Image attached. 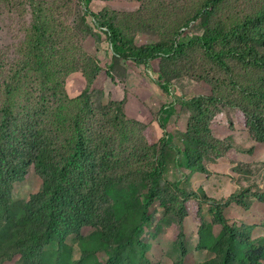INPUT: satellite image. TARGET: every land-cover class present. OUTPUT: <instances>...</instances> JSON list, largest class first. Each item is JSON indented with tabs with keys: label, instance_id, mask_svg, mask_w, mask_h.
<instances>
[{
	"label": "rangeland",
	"instance_id": "rangeland-1",
	"mask_svg": "<svg viewBox=\"0 0 264 264\" xmlns=\"http://www.w3.org/2000/svg\"><path fill=\"white\" fill-rule=\"evenodd\" d=\"M85 2L0 0V99L47 117L38 121L45 127L53 113L74 130L79 123L103 162L97 173L116 179L103 203L114 206L116 238L87 227L63 247L51 236L26 259L14 245L20 209L10 222L1 211L0 264H214L222 260L213 244L222 228L210 205L243 239L264 241V202L251 197L264 194V142L251 129L264 126V0H89L90 12L137 45L187 44L225 30V67L199 45L146 65L118 59ZM158 160L165 162L159 194L149 199L147 177ZM42 189L30 167L14 198L27 201Z\"/></svg>",
	"mask_w": 264,
	"mask_h": 264
},
{
	"label": "trees",
	"instance_id": "trees-1",
	"mask_svg": "<svg viewBox=\"0 0 264 264\" xmlns=\"http://www.w3.org/2000/svg\"><path fill=\"white\" fill-rule=\"evenodd\" d=\"M214 1L218 3L224 0ZM88 3L89 0H86V13L95 19V26L107 28L105 34L118 59L146 65L159 56L175 55L184 46L199 45L208 59L221 67L226 66L225 58L230 55H227L230 50L227 48L229 42L225 30L213 29L187 44L159 42L137 45L126 38L119 28L101 22L97 14L90 12ZM10 102L0 99V212L3 211L10 222L15 218L12 209L19 208L21 211V218L15 223L16 233H13L17 251L23 258L33 259L40 255L51 236L57 235L59 245L63 247L66 238L79 234L87 227L108 233L115 239L119 226L113 221L114 206L112 208L111 201L107 208L103 203H109V189L116 179L97 173L103 162L88 150L79 123L76 122L74 130L70 119L63 114L53 113L52 125L45 127L38 121L44 122L47 117H30L15 110ZM198 107L201 109L200 103ZM250 125L248 121V127ZM251 129L258 132L264 142V126L251 125ZM70 139L75 141L73 152L67 151ZM164 165V161L158 160L147 177L149 199H155L159 194L157 184L162 178ZM30 167H34L43 180L42 192L29 196L27 201L15 199L14 191L24 183ZM122 178L120 176L117 180ZM241 196L246 197L247 194L242 193ZM251 197L264 202L263 193ZM209 212L214 214L215 224L222 228L220 236L214 238L213 243L217 254H222V260L216 262L215 259L214 264H227L228 261L264 264V241L261 238L243 239L241 230L225 218L218 206L210 205ZM141 219V225L135 230L139 238L144 234V213ZM131 241V238L128 239L119 248H125ZM235 243L241 246L236 249Z\"/></svg>",
	"mask_w": 264,
	"mask_h": 264
}]
</instances>
